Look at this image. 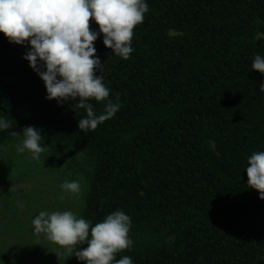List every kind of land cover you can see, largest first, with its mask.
Segmentation results:
<instances>
[{"label":"trees","instance_id":"obj_1","mask_svg":"<svg viewBox=\"0 0 264 264\" xmlns=\"http://www.w3.org/2000/svg\"><path fill=\"white\" fill-rule=\"evenodd\" d=\"M145 2L129 59L102 34L94 42L103 64L95 74L120 105L95 130L78 129L79 98H46L23 58L30 45L0 33V119L9 124L0 146L32 126L53 153L79 150L90 165L80 216L93 226L116 210L131 218L133 244L117 259L264 264V200L245 171L264 151V74L251 68L264 57V0ZM87 102L103 114L106 101ZM72 255L70 264H84Z\"/></svg>","mask_w":264,"mask_h":264},{"label":"clouds","instance_id":"obj_2","mask_svg":"<svg viewBox=\"0 0 264 264\" xmlns=\"http://www.w3.org/2000/svg\"><path fill=\"white\" fill-rule=\"evenodd\" d=\"M148 10L145 0H0V33L9 43L30 45L23 58L43 81L47 99L79 98L76 107L84 109L86 117L79 119L78 129L90 131L112 118L120 108L108 99L110 89L103 76L95 74L97 69L101 73L103 64L95 55L94 42L102 34L103 44L112 54L129 59L134 51V29L143 23ZM90 20L95 21L99 32L91 29ZM251 68L264 74V57L256 55ZM90 99L106 101L103 114L96 115L87 102ZM7 128L8 122L0 119V129ZM10 134L21 135L15 131ZM22 135L24 139L16 151H28L38 160L45 150L40 132L27 126ZM245 171L247 186L264 200V151L249 156ZM60 188L74 197L83 191L81 180L66 179ZM31 224L37 235L43 234L69 256L74 253L84 264H133L129 256L116 258L133 244L129 237L131 218L122 210L106 215L94 226L71 210L40 211ZM85 244L87 247L80 250L76 247ZM55 254L59 258L61 253Z\"/></svg>","mask_w":264,"mask_h":264},{"label":"rangeland","instance_id":"obj_3","mask_svg":"<svg viewBox=\"0 0 264 264\" xmlns=\"http://www.w3.org/2000/svg\"><path fill=\"white\" fill-rule=\"evenodd\" d=\"M22 141L0 146V264H70L71 256L43 234L37 235L31 220L40 211L71 210L80 216L89 161L79 150L71 159L53 153L44 142L45 150L36 160L28 151H16ZM66 179L81 180L79 197L61 190Z\"/></svg>","mask_w":264,"mask_h":264}]
</instances>
